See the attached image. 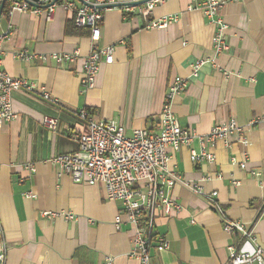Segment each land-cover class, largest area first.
I'll list each match as a JSON object with an SVG mask.
<instances>
[{
    "label": "crops",
    "instance_id": "0c3cea01",
    "mask_svg": "<svg viewBox=\"0 0 264 264\" xmlns=\"http://www.w3.org/2000/svg\"><path fill=\"white\" fill-rule=\"evenodd\" d=\"M192 2L170 0L148 17L137 9L129 17L109 10L99 38L91 37L90 29H77L62 8L51 21L44 15L2 12L0 32H10L2 46L3 69L14 79L34 82L39 94L46 91L57 100L55 106L36 94L14 92L16 119L0 128V251L6 247V264H105L106 257L113 258L112 264H138L130 258L133 230L126 223L120 229L115 225L123 214L121 204L109 201L102 185L59 177L49 163L79 150L71 137L79 126V111L114 121L128 136L137 129L158 134L168 88L181 77L188 86L172 100V110L184 129L207 135L213 126L231 119L246 126L264 115V0L225 4L220 15L229 27V50L215 58L216 27L201 11L189 10ZM164 15H177L178 22L165 29L147 28ZM107 46L116 49L114 63H103L93 87L83 90L84 58L93 47ZM76 51L77 62L67 66L51 58ZM23 52L28 60L18 57ZM205 58H214L215 64L205 63L192 77V65ZM46 116L58 119L56 132L43 127ZM246 135L248 147L235 136L228 149L218 141L213 163L192 161L191 151L202 150L198 138L191 147L168 150L170 167L204 194L183 185L172 190L180 211L170 217L160 214L156 222V236L168 240L170 247L161 249L154 238L151 264H228V246L237 244L239 237L226 234L220 216L210 208L208 195L214 191L228 220L252 229L264 248V126ZM232 157L246 161V170L232 164ZM253 170L255 177L250 175ZM27 191L37 199H26ZM68 214L74 218L66 219Z\"/></svg>",
    "mask_w": 264,
    "mask_h": 264
},
{
    "label": "built area",
    "instance_id": "2783aa9c",
    "mask_svg": "<svg viewBox=\"0 0 264 264\" xmlns=\"http://www.w3.org/2000/svg\"><path fill=\"white\" fill-rule=\"evenodd\" d=\"M7 0H0V10ZM7 15L16 12L44 15L51 21L58 8H62L73 17L77 28L90 29L93 38L101 37V26L105 14L112 9L121 11L128 16L138 10L143 17L152 15L154 9L170 0H129L120 4L117 0H78V3L66 0H8ZM237 0H193L189 10L201 11L204 18L216 27L213 37L214 58L229 50L227 38L228 25L224 22L220 11L225 4ZM3 12V11H2ZM178 22L177 15H164L147 26L149 29H165ZM10 32H0V128L16 119L12 106V94L17 91H26L38 95L43 101L56 106L57 100L48 92L38 93L37 85L25 79H14L3 69V43L9 39ZM114 46L104 48L93 47L89 55L84 58L82 66L81 84L83 90L91 89L95 78L103 63H114ZM18 57L28 60L26 53ZM60 66L74 64L79 58L77 51L73 54H54L51 57ZM214 58L200 59L192 65V77H197L202 66L207 62H214ZM47 61L46 58H43ZM188 82L177 77L168 88L165 103L160 117V131L151 134L147 129H137L132 136L126 134L125 129L114 121L97 120L84 109L77 114L78 129L71 137L79 144V150L74 153L60 155L51 159L50 164L57 168V175L69 176L77 184L89 186L102 185L109 201L121 204L122 215L116 218V228L120 229L123 223L133 230L132 249L130 258L138 264H151V248L156 238V222L160 214L170 217L173 212L180 211V205L172 198V190L183 185L191 189L194 194L203 195V191L195 183H189L178 174L174 167H170L168 150L175 152L181 147H191L198 138L202 143L201 152L191 151L192 161L215 162V153L212 149L218 141H223L225 147L231 148V139L237 138L244 147L249 146L248 130L264 126V115L254 117L248 125L240 126L235 119L213 126L207 135H198L196 131L182 128L173 114L172 104L175 97L186 92ZM43 127L51 132L58 129V119L46 116ZM232 164L239 163L242 170H246L247 162H238L231 158ZM32 171L34 168L31 167ZM253 170L250 175L257 176ZM236 186L239 182L234 183ZM218 193L208 195L209 206L221 218L223 230L226 234L238 235L237 244L228 246V264H264V248L252 229L240 222L228 220L221 205L217 202ZM29 200H36L37 195L32 191L24 193ZM43 217H55L57 214L42 213ZM126 217V221L122 218ZM72 220L70 214L65 216ZM161 249H168L170 242L157 237ZM7 262V249L0 251V264ZM113 258L106 257L105 264H112Z\"/></svg>",
    "mask_w": 264,
    "mask_h": 264
},
{
    "label": "trees",
    "instance_id": "16d2710c",
    "mask_svg": "<svg viewBox=\"0 0 264 264\" xmlns=\"http://www.w3.org/2000/svg\"><path fill=\"white\" fill-rule=\"evenodd\" d=\"M8 7H9V5H8V0L6 1V3H5V5H4V8H3V13L4 14H7V11H8ZM73 22H74V20H73ZM75 25V24H74ZM78 29V28H77ZM89 111V110H88ZM90 112V111H89ZM258 218V217H257Z\"/></svg>",
    "mask_w": 264,
    "mask_h": 264
},
{
    "label": "water",
    "instance_id": "95a60500",
    "mask_svg": "<svg viewBox=\"0 0 264 264\" xmlns=\"http://www.w3.org/2000/svg\"><path fill=\"white\" fill-rule=\"evenodd\" d=\"M2 11H3V6H2V8H1V10H0V16H1V14H2Z\"/></svg>",
    "mask_w": 264,
    "mask_h": 264
}]
</instances>
